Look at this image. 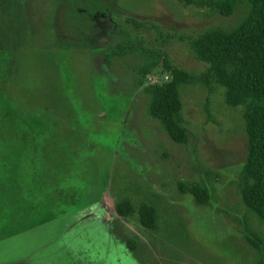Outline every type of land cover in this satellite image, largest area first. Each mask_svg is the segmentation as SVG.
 <instances>
[{
  "label": "rangeland",
  "instance_id": "374dc122",
  "mask_svg": "<svg viewBox=\"0 0 264 264\" xmlns=\"http://www.w3.org/2000/svg\"><path fill=\"white\" fill-rule=\"evenodd\" d=\"M186 1L0 0V264H264V222L240 193L241 109L181 87L188 141L176 144L148 114L145 89L170 80L162 64L143 77L138 54L103 59L127 31L204 71L190 42L245 8ZM192 184L204 204L180 191ZM121 200L155 204L156 228L120 218Z\"/></svg>",
  "mask_w": 264,
  "mask_h": 264
},
{
  "label": "trees",
  "instance_id": "16d2710c",
  "mask_svg": "<svg viewBox=\"0 0 264 264\" xmlns=\"http://www.w3.org/2000/svg\"><path fill=\"white\" fill-rule=\"evenodd\" d=\"M206 4L223 17H231L238 6L245 8V15L232 28L209 29L190 42L195 59L206 65L199 74L171 66L165 54L144 47L127 31L120 32L124 35L121 44L107 46L103 59L138 54L150 61L141 68L143 77L162 64L170 80L145 89L149 96L148 114L176 144L188 141V131L181 117V87L198 82L208 97L221 91L226 106L241 109L247 140L239 180L241 198L264 222V0H210ZM180 191L190 194L198 204L207 201L206 190L199 184L182 185ZM114 209L124 220L136 216L141 227L156 228L157 208L152 202L135 207L130 201L121 200L115 203ZM127 245L131 251L135 250L132 241Z\"/></svg>",
  "mask_w": 264,
  "mask_h": 264
}]
</instances>
